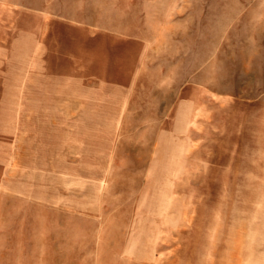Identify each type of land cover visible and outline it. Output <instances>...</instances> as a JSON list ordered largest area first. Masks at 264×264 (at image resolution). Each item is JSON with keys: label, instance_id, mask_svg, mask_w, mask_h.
Masks as SVG:
<instances>
[{"label": "rangeland", "instance_id": "374dc122", "mask_svg": "<svg viewBox=\"0 0 264 264\" xmlns=\"http://www.w3.org/2000/svg\"><path fill=\"white\" fill-rule=\"evenodd\" d=\"M0 264H264V0H0Z\"/></svg>", "mask_w": 264, "mask_h": 264}]
</instances>
